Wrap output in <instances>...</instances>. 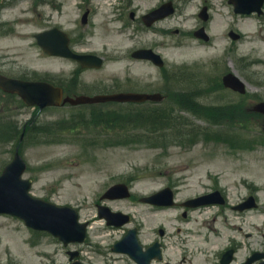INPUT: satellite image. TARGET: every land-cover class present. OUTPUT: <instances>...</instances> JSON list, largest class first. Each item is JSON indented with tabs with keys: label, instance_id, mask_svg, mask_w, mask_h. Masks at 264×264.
I'll return each instance as SVG.
<instances>
[{
	"label": "rangeland",
	"instance_id": "374dc122",
	"mask_svg": "<svg viewBox=\"0 0 264 264\" xmlns=\"http://www.w3.org/2000/svg\"><path fill=\"white\" fill-rule=\"evenodd\" d=\"M60 1L6 0L0 14L1 22L8 21L7 27L2 26L6 33L0 31V60L1 56L13 59L14 66H22L37 77L70 71L73 63L46 56L36 42L37 32L58 27L77 40L76 49L106 54L105 66L86 72L81 86L136 87L150 93L162 92L166 98L141 104L51 107L40 112V124L52 128L53 133L29 134L20 147L27 164L24 177L33 180L31 194L77 209L80 221L91 220L93 229L85 243L65 247L52 235L0 214V264H68V248L80 249L86 264H135L126 255L111 250L133 227H139L143 245L161 239L164 259L173 264H217L219 251L231 239L240 241L239 257L250 250H262L264 114L255 111L254 106L264 101V14H237L228 0H172L176 12L146 27L141 16L169 0H113L114 21L107 19L106 6V16L102 15L103 0H69L70 14L65 21L66 4ZM204 5L210 14L207 22L199 17ZM86 11L89 20L84 24ZM100 13L102 23L97 26ZM188 13L193 16L190 21L185 19ZM23 17L31 19L24 22ZM108 26L126 40L96 42L97 33L104 34ZM202 26L209 41L193 35ZM28 27L27 37L19 38ZM231 30L240 34V39L233 40ZM218 35L222 43L215 39ZM187 43L208 44L210 48L201 54L170 51ZM143 47L160 52L167 68L158 69L131 56L133 50ZM111 49L123 52L119 57L127 66H113L107 54L111 59L118 58L109 53ZM227 72H235L247 83L244 94L223 87L222 76ZM184 101L195 109L185 108ZM33 112V108L19 110L13 105L9 114L12 120L23 123ZM151 113L167 114L160 131L147 127L150 125L144 115ZM14 126L13 131L18 129ZM7 135L0 138V172L13 158L19 142L18 134ZM118 182H130L132 196L108 200L106 204L130 214L132 219L123 227L108 228L97 217L96 203ZM166 186L176 188L175 207L157 208L139 201L141 196ZM215 189L227 195V207H203L191 211L189 218L182 216L181 202ZM251 193L258 201L257 208L242 215L231 210L230 205ZM160 228L165 230L162 238ZM244 233L251 235L245 237ZM183 257L186 260H181Z\"/></svg>",
	"mask_w": 264,
	"mask_h": 264
},
{
	"label": "water",
	"instance_id": "95a60500",
	"mask_svg": "<svg viewBox=\"0 0 264 264\" xmlns=\"http://www.w3.org/2000/svg\"><path fill=\"white\" fill-rule=\"evenodd\" d=\"M234 3L237 12L251 13L252 11L261 12V7L264 0H230ZM173 11L171 3L161 7L146 16V22L151 24L154 20L163 17ZM207 19L206 8L201 14ZM199 36L206 37L204 28L197 31ZM233 38H238V35L234 32L230 33ZM39 43L42 44L47 51L55 54L69 55L66 49V39L55 30L51 32H45L37 35ZM62 38V39H61ZM63 43V44H62ZM61 44V45H60ZM134 55L149 57L153 59L159 65H162V61L159 55H155L151 50H142L136 52ZM79 60L86 59V57H78ZM95 59V58H93ZM224 84L234 90L245 92L244 82L236 76L234 73H228L223 78ZM20 92L25 98L26 102L30 105L38 104L40 107H44L48 104H59L60 96H54L52 86L45 82H28L19 83ZM0 85L5 88H10L7 85ZM23 90V91H22ZM120 100H135L143 101L146 99L158 100L161 98L159 94H121L115 96ZM73 104H78L86 101H93L86 97H79L76 100L70 99ZM256 110L264 113V102L258 103L255 107ZM25 169V163L20 157L11 163L0 176V212H7L20 216L25 222L34 228L47 229L59 236L65 243L69 241H83L86 238V224L78 223V213L76 210L70 207H60L51 202L44 201L42 199H36L28 194V190L31 186V180H23L21 174ZM113 197L127 196V188L124 185H116L108 192ZM107 194V195H108ZM218 192L195 199L194 205L205 204L209 202H216L215 196ZM145 200L151 201L157 204L168 205L173 203V192L170 188H166L161 192L147 198ZM217 201L223 202L222 199ZM249 206H255V200L250 197L248 202ZM108 219H112L116 225H122L128 218L120 217L119 214H113L106 212L104 214ZM137 230L132 229L129 233L115 245L116 251H123L129 253L132 258L139 264H151L153 257H160V249L158 243L147 251L142 250L138 238L136 236ZM71 259L77 256V252H70ZM264 257V253L256 254L253 260ZM71 264H83L78 260H75ZM259 264H264L260 262Z\"/></svg>",
	"mask_w": 264,
	"mask_h": 264
},
{
	"label": "bare ground",
	"instance_id": "6f19581e",
	"mask_svg": "<svg viewBox=\"0 0 264 264\" xmlns=\"http://www.w3.org/2000/svg\"><path fill=\"white\" fill-rule=\"evenodd\" d=\"M44 1V0H43ZM48 1V0H46ZM49 1H53V0H49ZM64 1L65 4H66V7H65V18L64 20L66 21L69 17V14H70V3H69V0H61L60 2ZM99 1V0H98ZM103 15V13H102ZM101 13L99 14V16L96 18V25L97 26H100L102 21H101V17H102ZM191 18H193L192 16V13H188L186 16H185V19L186 21H190ZM30 19H27L25 18L24 19V22L28 21ZM112 28V29H111ZM105 33H101V32H98L97 35H96V38H95V41L98 42L99 40H103V41H106L107 43L109 44H112V43H115V42H119V43H123L126 38L121 34V33H118V32H114L113 31V26H108V28L104 31ZM30 33V29L28 27L27 30H24L22 32V34H19L18 37L20 38V36L26 38L27 35ZM215 39L218 41V43H222L223 41V38L221 35H218L217 37L215 36ZM96 45V43L94 44ZM209 45L208 44H199V43H187L179 48H171V52H180V53H206L208 52L209 48L208 47ZM213 46H217V45H213ZM110 54H114L113 56H116L118 59H116L115 61H117L114 64L113 66H116V67H125L127 66V63L125 61V59L123 58H120L119 56H122V53L123 52H114L112 49L109 51Z\"/></svg>",
	"mask_w": 264,
	"mask_h": 264
},
{
	"label": "flooded vegetation",
	"instance_id": "af4514ba",
	"mask_svg": "<svg viewBox=\"0 0 264 264\" xmlns=\"http://www.w3.org/2000/svg\"><path fill=\"white\" fill-rule=\"evenodd\" d=\"M86 71L87 70H84V69L79 70V71L78 70H74L73 71V77H70V75L69 76H64V78L55 77L54 78V84H56L58 86H61L63 88V90H64V94L65 95H79V94H82V93H86V94H89V95L90 94L94 95V94L112 93V92H116V91L119 90L117 86H112V87H100L99 91H94V92L77 91L78 88H75V86H74V84L76 83V78L81 77ZM76 72L80 73V74L77 75ZM0 73H3V72L0 71ZM5 73H6L7 76L8 75L11 76V77L14 76V75H11L8 70H5L4 74ZM20 78L28 79L25 76H20ZM241 229H242V227H241ZM245 236H248V235L245 234ZM230 247L233 248L232 250L234 252V259H233L232 264H252V263H248L249 262V258H251V256H252V251L251 250L248 253L244 254V256L239 257L240 248H241L240 244L238 246L236 241L233 240L232 243H231V246H229L228 248H230ZM228 248H226V250ZM225 251H222L220 253V256H219L220 260H216L217 264H220L222 262L225 263L227 261V260H222L224 258Z\"/></svg>",
	"mask_w": 264,
	"mask_h": 264
},
{
	"label": "trees",
	"instance_id": "16d2710c",
	"mask_svg": "<svg viewBox=\"0 0 264 264\" xmlns=\"http://www.w3.org/2000/svg\"><path fill=\"white\" fill-rule=\"evenodd\" d=\"M182 105H186V106H189L191 109H193L194 107H193V105H188L187 104V101H184V102H182ZM193 107V108H192ZM195 109V108H194ZM200 110V109H199ZM194 112L195 113H197V114H199V115H201V113H199L198 111H196V110H194ZM222 113H223V110H221V115H220V117H222ZM142 118H143V116H142ZM144 118L146 119V123L148 124V125H150V126H147L151 131H160V129H163L164 128V126H165V124L164 123H166V121H167V114H164V113H162V114H160V113H151V114H146V115H144ZM211 120H213V121H215V122H220V121H218L217 119H211ZM154 121H155V125H153V123H154ZM146 126V125H145ZM157 128L158 130H156V129H154V128Z\"/></svg>",
	"mask_w": 264,
	"mask_h": 264
}]
</instances>
